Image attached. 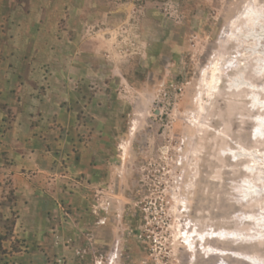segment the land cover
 I'll list each match as a JSON object with an SVG mask.
<instances>
[{"label": "rangeland", "instance_id": "1", "mask_svg": "<svg viewBox=\"0 0 264 264\" xmlns=\"http://www.w3.org/2000/svg\"><path fill=\"white\" fill-rule=\"evenodd\" d=\"M254 20L264 0H0V264H264ZM24 78L38 87L9 106ZM32 109L46 147L85 164L59 217L12 169Z\"/></svg>", "mask_w": 264, "mask_h": 264}, {"label": "crops", "instance_id": "2", "mask_svg": "<svg viewBox=\"0 0 264 264\" xmlns=\"http://www.w3.org/2000/svg\"><path fill=\"white\" fill-rule=\"evenodd\" d=\"M32 14L27 13L26 16L32 17ZM46 16L47 13H44L40 22L44 23ZM28 63L26 61V68L24 70L21 69L25 74L33 71ZM15 85H19L21 90L28 87L32 91L38 87V84L27 78H24L20 83L15 81V84L14 82L10 84L8 91L4 93L3 97L7 100L9 106L15 105L16 107L14 108H17L19 104L28 103L24 99L20 102L19 93L13 91V89H16ZM34 99L35 97H32V105H35ZM36 101H38V98H36ZM31 113L32 117L18 115L16 122L12 125V129L7 133V141H12L13 145H17L15 147L10 146L9 151L22 153L20 157L21 161H18L12 169L15 171L16 178H20L21 176L26 182V186L32 187L35 190L36 215L43 218L51 212L55 217H59L62 211H64V205L68 206L67 203L71 201V195L66 190V187L60 183L66 184L67 179L74 176V170L84 173L83 167L85 164L82 161H63V153H58L55 146L47 148L46 142L44 143L36 135V127L33 124L35 120L34 116L35 113H38V109H32ZM63 147V149H66L67 141H65ZM30 171H33L31 176H29ZM76 198L77 196L74 199Z\"/></svg>", "mask_w": 264, "mask_h": 264}, {"label": "bare ground", "instance_id": "3", "mask_svg": "<svg viewBox=\"0 0 264 264\" xmlns=\"http://www.w3.org/2000/svg\"><path fill=\"white\" fill-rule=\"evenodd\" d=\"M251 25H252L253 28H250V30H247L248 32H246V35H241L240 36V38H241L240 41L242 43L243 52L247 53L248 55L250 54L251 55V56L249 55L250 57H252L256 53L255 52L256 50L253 49L252 47L249 48L248 47V45H249L248 43L250 42V43L253 44V46L255 45L256 47H259L261 45V43H262L261 42L263 40L262 38H264V29H263L262 25H260L258 23V20H254V22ZM253 52H255V53L253 54ZM260 62H261V64L259 66H261V69H264V58L260 59ZM239 83H242L241 79L236 80L234 82V85H238Z\"/></svg>", "mask_w": 264, "mask_h": 264}]
</instances>
